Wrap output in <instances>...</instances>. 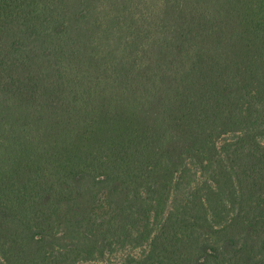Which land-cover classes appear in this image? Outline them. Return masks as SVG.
<instances>
[{"label": "trees", "instance_id": "16d2710c", "mask_svg": "<svg viewBox=\"0 0 264 264\" xmlns=\"http://www.w3.org/2000/svg\"><path fill=\"white\" fill-rule=\"evenodd\" d=\"M0 264H264V0H0Z\"/></svg>", "mask_w": 264, "mask_h": 264}]
</instances>
